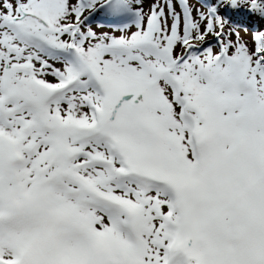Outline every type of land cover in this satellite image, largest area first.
<instances>
[{"label": "snow or ice", "instance_id": "snow-or-ice-1", "mask_svg": "<svg viewBox=\"0 0 264 264\" xmlns=\"http://www.w3.org/2000/svg\"><path fill=\"white\" fill-rule=\"evenodd\" d=\"M0 264H264V0H0Z\"/></svg>", "mask_w": 264, "mask_h": 264}, {"label": "rangeland", "instance_id": "rangeland-1", "mask_svg": "<svg viewBox=\"0 0 264 264\" xmlns=\"http://www.w3.org/2000/svg\"><path fill=\"white\" fill-rule=\"evenodd\" d=\"M93 27L96 28L97 31H109L110 29L108 27H105L102 24L97 23V19H95L93 22Z\"/></svg>", "mask_w": 264, "mask_h": 264}]
</instances>
